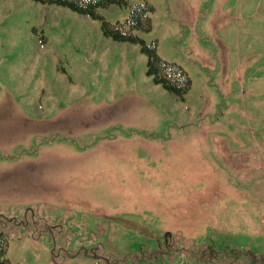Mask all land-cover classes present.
Segmentation results:
<instances>
[{"label":"rangeland","instance_id":"obj_1","mask_svg":"<svg viewBox=\"0 0 264 264\" xmlns=\"http://www.w3.org/2000/svg\"><path fill=\"white\" fill-rule=\"evenodd\" d=\"M148 2L159 55L58 4L0 0L7 264H236L264 256V0ZM250 163L244 169V160Z\"/></svg>","mask_w":264,"mask_h":264},{"label":"trees","instance_id":"obj_2","mask_svg":"<svg viewBox=\"0 0 264 264\" xmlns=\"http://www.w3.org/2000/svg\"><path fill=\"white\" fill-rule=\"evenodd\" d=\"M46 4H58L85 14L93 19L101 20L102 31L106 37L121 42H132L141 45L142 52L147 57V73L153 81L169 92L184 98L192 85L188 72L178 63L162 58L157 50V43H146L136 31H150L152 19L150 12L154 7L148 2L130 5V15L124 21L112 23L100 14L99 9L112 4L129 6L128 0H34ZM8 236L0 233V264H7ZM236 264H264V256L248 253L246 257L234 258Z\"/></svg>","mask_w":264,"mask_h":264},{"label":"crops","instance_id":"obj_3","mask_svg":"<svg viewBox=\"0 0 264 264\" xmlns=\"http://www.w3.org/2000/svg\"><path fill=\"white\" fill-rule=\"evenodd\" d=\"M249 163H250L249 159L248 158H245L244 164H243L244 169H246L248 167Z\"/></svg>","mask_w":264,"mask_h":264}]
</instances>
